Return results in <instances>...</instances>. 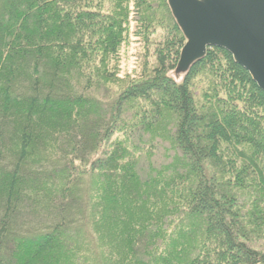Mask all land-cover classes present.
<instances>
[{
	"label": "trees",
	"instance_id": "obj_1",
	"mask_svg": "<svg viewBox=\"0 0 264 264\" xmlns=\"http://www.w3.org/2000/svg\"><path fill=\"white\" fill-rule=\"evenodd\" d=\"M185 43L167 0H0V264H264V92Z\"/></svg>",
	"mask_w": 264,
	"mask_h": 264
},
{
	"label": "water",
	"instance_id": "obj_2",
	"mask_svg": "<svg viewBox=\"0 0 264 264\" xmlns=\"http://www.w3.org/2000/svg\"><path fill=\"white\" fill-rule=\"evenodd\" d=\"M186 43L174 71L177 79L204 59L226 50L264 92V0H167Z\"/></svg>",
	"mask_w": 264,
	"mask_h": 264
},
{
	"label": "rangeland",
	"instance_id": "obj_3",
	"mask_svg": "<svg viewBox=\"0 0 264 264\" xmlns=\"http://www.w3.org/2000/svg\"><path fill=\"white\" fill-rule=\"evenodd\" d=\"M132 25H133V30H131L132 35L128 38L127 43H125L123 46V49L121 51V56H120L121 60L119 62V65L117 66V69L119 71V77L121 79L124 77H127V76H131L133 73H135V71H138V69L140 68V66L143 62V55L145 54L146 42H145L143 37H136L135 35H133L135 32V23H133ZM117 85H119V84L115 83V84L103 85V87L105 89H102V91L99 90L100 95H97V97L103 99L106 96L110 95V91L111 92L113 91V93H112V95H113L115 92L119 91V87ZM164 145H167V143L163 144V146ZM158 147H160V146H158ZM164 148L165 147H163L162 150H164ZM160 156H161V159L162 158L163 159H169V153L166 150L163 151L160 154ZM73 256H75V255H73ZM55 260L57 262H59V264H64V263L60 262L61 259L58 260L56 258Z\"/></svg>",
	"mask_w": 264,
	"mask_h": 264
}]
</instances>
